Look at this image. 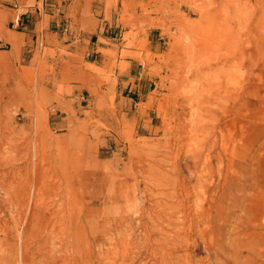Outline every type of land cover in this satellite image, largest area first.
I'll return each instance as SVG.
<instances>
[{"label": "bare ground", "instance_id": "bare-ground-1", "mask_svg": "<svg viewBox=\"0 0 264 264\" xmlns=\"http://www.w3.org/2000/svg\"><path fill=\"white\" fill-rule=\"evenodd\" d=\"M249 20L177 28L175 46L209 56L191 71L187 94L179 72L182 97L162 103L161 123L146 128L164 142L133 147L127 163L113 156L94 187L40 172L28 186L15 166L26 157L0 124V264H264V128L255 112L264 39Z\"/></svg>", "mask_w": 264, "mask_h": 264}, {"label": "rangeland", "instance_id": "rangeland-1", "mask_svg": "<svg viewBox=\"0 0 264 264\" xmlns=\"http://www.w3.org/2000/svg\"><path fill=\"white\" fill-rule=\"evenodd\" d=\"M243 14L264 39V0H25L11 20L14 32L0 18V124L26 157L15 165L25 167L21 180L29 186L40 172L49 182L94 187L113 156L127 163L133 147L148 150V140H163L146 128L161 123L156 114L162 103L182 97H176L179 72L189 83L187 94L191 71L210 51L175 46L177 28L232 25ZM21 17L33 21L36 42L15 33ZM61 21L74 43L61 39L64 28L55 25ZM185 49L193 53L188 60ZM177 61L185 70L171 67ZM258 73L255 112L264 128L261 61ZM259 144L264 150V137Z\"/></svg>", "mask_w": 264, "mask_h": 264}, {"label": "crops", "instance_id": "crops-1", "mask_svg": "<svg viewBox=\"0 0 264 264\" xmlns=\"http://www.w3.org/2000/svg\"><path fill=\"white\" fill-rule=\"evenodd\" d=\"M25 0H0V18L1 19H5L6 21V27L9 31H13L14 30V26H10L11 25V20L13 18V15L15 12H17L23 5ZM46 3V2H44ZM29 12H34L36 15L39 13L40 11H38L37 9H30ZM51 15V14H49ZM31 18V16H30ZM23 18L21 17L18 23V26L21 28V32H15L18 35H23L25 37V39L27 40L29 37L32 39V42H36L37 40V35H35V25H33V21L29 24V21L25 23H23ZM56 27L59 28L58 30L61 29V31H63L62 29L64 28L63 34H61V39H67V41H69L71 44L74 43L76 41L75 36L71 35V33H69V26L68 25H64L63 22L61 21V26L60 23L57 22V24L55 23ZM63 26V27H62ZM14 32V31H13Z\"/></svg>", "mask_w": 264, "mask_h": 264}]
</instances>
